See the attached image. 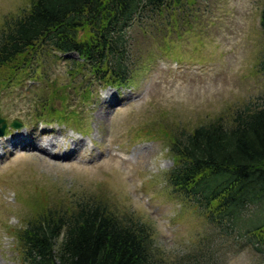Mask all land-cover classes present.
Returning <instances> with one entry per match:
<instances>
[{
  "label": "rangeland",
  "instance_id": "rangeland-1",
  "mask_svg": "<svg viewBox=\"0 0 264 264\" xmlns=\"http://www.w3.org/2000/svg\"><path fill=\"white\" fill-rule=\"evenodd\" d=\"M263 3L196 0L180 11L179 32L167 21L148 34L143 24L133 25L127 47L145 66L122 86H108L88 67L79 70L83 61L76 52L28 51L27 72L5 87L0 84V117L27 125L16 136L10 130L13 138L0 142V264H26L14 230L35 208L87 195L103 197L115 210L148 223L168 264H264V245L254 246L256 239L246 232L262 210L250 207L236 230L209 221L201 208L171 190L167 176L174 157L169 134L163 133L192 129L264 95ZM28 4L0 0V30L6 17ZM160 42L171 47L166 51ZM89 93L93 97L85 102ZM47 108L54 114L75 110L79 119L78 126H45L57 132L58 145L52 148L57 155L16 147L19 138L23 145L24 138L41 133L44 125L37 126L36 118ZM148 130L152 137L142 136Z\"/></svg>",
  "mask_w": 264,
  "mask_h": 264
},
{
  "label": "trees",
  "instance_id": "trees-1",
  "mask_svg": "<svg viewBox=\"0 0 264 264\" xmlns=\"http://www.w3.org/2000/svg\"><path fill=\"white\" fill-rule=\"evenodd\" d=\"M195 2L29 0L19 14L10 20L6 17L0 30L1 87L27 72L24 58L28 51L46 47L78 53L83 61L79 70L88 67L107 85L129 84L145 63H137L132 57L127 30L140 23L144 32L155 24L160 29L167 21L179 32L180 11ZM259 23L264 32V3ZM81 30L85 32L83 38L79 36ZM158 45L166 51L165 47H171L161 42ZM260 70L264 72V54ZM91 96L89 93L84 100ZM51 110H43L38 117L79 124L75 110L56 114ZM163 133L169 134V150L174 157L167 176L171 190L201 208L209 221L236 230L242 227L250 207L264 213V95L192 129ZM142 134L152 137L149 130ZM30 214L14 230L26 264H168L156 249L152 227L131 213L115 210L103 197L87 195L41 204ZM246 228L256 239L254 246L259 248V243L261 249L264 215Z\"/></svg>",
  "mask_w": 264,
  "mask_h": 264
},
{
  "label": "bare ground",
  "instance_id": "bare-ground-1",
  "mask_svg": "<svg viewBox=\"0 0 264 264\" xmlns=\"http://www.w3.org/2000/svg\"><path fill=\"white\" fill-rule=\"evenodd\" d=\"M110 94V93H109ZM42 135H50V137L42 138ZM34 138L32 140L27 141L28 139L24 138L26 142L21 145L22 143V137L17 140L16 147L23 149L25 152H35L40 151L43 153H46L52 157H55L57 154L54 152V149L58 145V138H57V132L54 129H50L49 131H42L40 134H33ZM13 138V137H8ZM50 138V139H49ZM5 139L7 141L6 136H0V142H2ZM82 143L83 141L80 140ZM10 142V141H9ZM68 155H71L72 153H67ZM74 155V154H73ZM126 159V158H124ZM129 161L128 159L124 162Z\"/></svg>",
  "mask_w": 264,
  "mask_h": 264
},
{
  "label": "water",
  "instance_id": "water-1",
  "mask_svg": "<svg viewBox=\"0 0 264 264\" xmlns=\"http://www.w3.org/2000/svg\"><path fill=\"white\" fill-rule=\"evenodd\" d=\"M1 123H2L3 125H2V127H0V136L4 135V131H5V127H6L5 120L2 119V118H0V124H1ZM13 125H14L15 127H19L21 124H20L17 120H15L14 123H13Z\"/></svg>",
  "mask_w": 264,
  "mask_h": 264
}]
</instances>
